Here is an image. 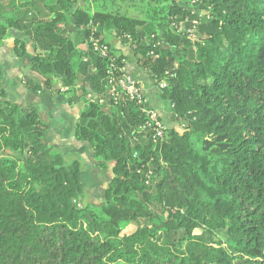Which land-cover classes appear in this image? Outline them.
<instances>
[{"label": "trees", "instance_id": "16d2710c", "mask_svg": "<svg viewBox=\"0 0 264 264\" xmlns=\"http://www.w3.org/2000/svg\"><path fill=\"white\" fill-rule=\"evenodd\" d=\"M81 1L0 0V46L10 31L18 58L33 43L27 90L84 104L75 138L112 177L100 206L85 203L82 162L50 148L0 66V264H264V0H140L139 16ZM109 35L173 106L180 127L162 142L128 94L107 95L111 65L126 66Z\"/></svg>", "mask_w": 264, "mask_h": 264}, {"label": "crops", "instance_id": "0c3cea01", "mask_svg": "<svg viewBox=\"0 0 264 264\" xmlns=\"http://www.w3.org/2000/svg\"><path fill=\"white\" fill-rule=\"evenodd\" d=\"M80 4L82 5L83 3ZM90 4L92 9L95 10L94 2ZM18 36L19 34L16 31H10L5 43L0 46V66L5 71L4 86L8 91L9 99L23 105H36L41 118L48 125L45 138L50 148L59 150L67 163L74 160L82 162V180L85 189L88 186H86L87 181L95 187L103 186V192H105L112 177L111 168L105 171L98 167L93 157L91 146L85 142L78 141L74 135L76 122L84 109V104L80 102L75 105H69L63 93L58 95H51L48 92L35 94L27 90L24 79L25 76L32 75L30 63L34 55L33 43L28 41L27 54L22 58H18L13 53L14 40ZM108 37L111 44L126 57V71L140 81L151 103L162 111L163 115L171 113L170 104L161 99L160 90L152 74L139 66L134 50L130 45L123 44L110 35ZM166 118L164 116V120ZM71 155L75 156H73L74 159L70 160ZM103 172L105 174L104 181L100 179ZM98 175L99 178L97 177Z\"/></svg>", "mask_w": 264, "mask_h": 264}, {"label": "built area", "instance_id": "2783aa9c", "mask_svg": "<svg viewBox=\"0 0 264 264\" xmlns=\"http://www.w3.org/2000/svg\"><path fill=\"white\" fill-rule=\"evenodd\" d=\"M194 24L197 22L194 21ZM180 29H184V25L180 24ZM128 40H131V37L127 36ZM93 42L94 51L99 53L103 57H109L110 50L106 44H102L98 39L91 38ZM153 56H156L155 53H152ZM114 59V58H112ZM114 69H118L120 71V75L115 77L114 73H109L107 79V95L112 97L113 99H117L121 93H126L129 95L130 99L136 101L141 113L145 116V124L143 129H147L151 132L152 139L155 143L162 142L165 138V128L166 123L164 120V115L162 111L156 108L145 94L144 88L141 85L140 81L136 79L131 73L127 72L125 67H114ZM160 86H164V82L160 84ZM59 88L63 91L64 88L59 85ZM87 99L90 102L99 101L103 102V97L99 95L90 94L87 96ZM170 105V108L172 110Z\"/></svg>", "mask_w": 264, "mask_h": 264}, {"label": "rangeland", "instance_id": "374dc122", "mask_svg": "<svg viewBox=\"0 0 264 264\" xmlns=\"http://www.w3.org/2000/svg\"><path fill=\"white\" fill-rule=\"evenodd\" d=\"M81 3H85L86 5L90 4L89 0H83L81 1ZM146 7V3H144L143 1L138 0L136 2V4H130L128 2V0H119L118 3V7L119 9L127 14H131V15H142L141 13V7ZM95 8H98V6L96 4H94ZM193 8V7H192ZM71 36L73 38L76 37V32H75V27L72 26L71 27ZM162 45H164V42L162 41ZM166 120H165V125L166 127H171V126H176V127H180L179 125H177L175 123V121H173V119L171 118V113L164 114ZM75 155H71L70 160L74 159ZM78 158V157H75ZM99 178V175L97 176ZM100 179H102V181L105 180V174L104 172L101 173ZM88 185V186H87ZM92 184H90L89 182L86 181V196L84 198V202L85 203H89L93 206H100L104 200V194L105 192H103V186L102 187H95V186H91ZM105 185V183H104ZM121 228H122V233L123 234H130L135 230V226L131 223H127V222H122L121 224ZM218 235L220 237L225 238L226 237V232L225 231H219Z\"/></svg>", "mask_w": 264, "mask_h": 264}]
</instances>
